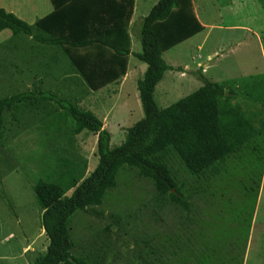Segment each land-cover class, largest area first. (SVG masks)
Instances as JSON below:
<instances>
[{
	"label": "rangeland",
	"instance_id": "374dc122",
	"mask_svg": "<svg viewBox=\"0 0 264 264\" xmlns=\"http://www.w3.org/2000/svg\"><path fill=\"white\" fill-rule=\"evenodd\" d=\"M136 1L134 21L156 0ZM189 2L190 10L204 24L244 25L252 28L254 35L245 30L211 28L206 35L197 33L164 50V61L187 62L184 74L189 75L171 76L165 70L153 90L157 107L195 90L202 82L192 72L200 71L212 81L218 75L224 89L234 91V97L220 99L219 104L237 103L245 114L252 115L255 127L264 126V98L262 102L253 99L248 91L251 83L261 86L264 75L233 77L239 63L264 72V0ZM129 31L133 37L131 53L139 52V41ZM198 42L200 50L196 49ZM44 49L50 52L45 55L55 53V66H49L47 56L39 63L33 60L40 61ZM77 50L74 53L81 55L90 51ZM220 51L221 57L216 59ZM200 56L207 58H195ZM197 60L200 62L194 66ZM45 67L55 68L57 82L46 77L41 80L43 72H51ZM144 68L145 64L131 54L125 79L88 91L58 46L17 34L0 41V96L28 89L75 99L78 106L101 120L110 133V145L115 146L121 142L124 129L142 116L135 81ZM69 127L67 114L52 100H26L14 110L2 111L0 264H32L45 251L47 238L38 222L30 176L50 174L61 157L84 162V176L96 164L94 133L82 130L71 136ZM164 160L186 198V208L158 194L152 180L139 176L135 168L123 165L114 187L105 191L99 205L76 210L67 219L70 253L92 264H264V128L222 162L198 174L189 173L171 150L164 154ZM69 193L67 190L65 195Z\"/></svg>",
	"mask_w": 264,
	"mask_h": 264
},
{
	"label": "trees",
	"instance_id": "16d2710c",
	"mask_svg": "<svg viewBox=\"0 0 264 264\" xmlns=\"http://www.w3.org/2000/svg\"><path fill=\"white\" fill-rule=\"evenodd\" d=\"M50 1L53 11L31 24L0 7V31L7 28L11 35L24 34L38 43L58 46L89 89L95 90L123 75L131 53L127 25L133 0H125L124 18L119 14L115 21L94 23L70 16L73 0ZM88 25L93 27L90 33L77 30ZM201 28L189 0H156L145 15L132 23L130 30L137 37L140 50L131 54L145 64L135 81L142 116L124 129L121 142L115 146L110 145V133L101 120L75 100L46 90L28 89L0 96V129L4 109L14 110L26 100L47 99L67 114L71 136L82 130L96 136L97 161L86 176L84 162L80 164L68 157L59 158L50 174L30 176L38 222L47 238L44 253L32 264H92L70 253L67 219L76 210L99 205L105 191L114 187L121 166L135 168L139 176L152 180L158 194L186 208V198L171 176L164 154L173 151L189 173L198 174L222 162L264 128L255 127L252 115L245 114L239 104H219L220 99L234 97V91L225 90L221 83L208 80L200 71L192 72L201 79L198 88L163 108L157 107L154 87L165 70L173 69L162 58V51ZM75 33L88 35L79 37ZM90 45L95 51L74 53ZM248 91L253 99L262 102L264 81L261 86L249 84ZM67 190L70 193L65 195Z\"/></svg>",
	"mask_w": 264,
	"mask_h": 264
},
{
	"label": "crops",
	"instance_id": "0c3cea01",
	"mask_svg": "<svg viewBox=\"0 0 264 264\" xmlns=\"http://www.w3.org/2000/svg\"><path fill=\"white\" fill-rule=\"evenodd\" d=\"M0 7H2L5 11L12 12L16 17H18L19 19H21V20H23V21H25V22H27L29 24L33 23L36 19H40V18L48 15L50 12L53 11V5H52L50 0H0ZM125 7H126V1L125 0H73V13L70 12V16L76 17L79 20L80 19L81 20H86L87 23H94L96 21H115V20H117V17H118L119 14H121L122 17L124 18V9H125ZM136 8H137V1L133 0L132 7H131V10L129 12L128 25H127L128 40H129V50L130 51H132L131 45H132V42H133V37H132L129 29H130V26L133 23L134 18L136 16V14H135L136 13ZM194 15H195V17L197 18L198 22L201 24V27H202L195 34L204 32L203 34L206 35V33L211 28H218V29L222 28V29H225V30H245L246 32H250L251 34L254 35L253 29L248 27V26L235 25V24H232V23L231 24H210V25H207V24H204L202 21H200L198 19V16L195 13H194ZM77 30H82V31H79V33L80 32L84 33L85 31L89 32V31L93 30V27L91 25H88L85 28L83 26H81ZM79 33H76L79 37L88 35V34H79ZM195 34H193V35H195ZM193 35H191L188 38H185V39L181 40L180 42H178L175 45H178L181 42H183V41H185L187 39H190ZM7 36H14V35H11V32H10L9 29H7V28L2 29L0 31V41L4 40V38H6ZM85 38H87V37H85ZM203 39H204V36H202V40ZM261 44L262 43L258 44L260 51H262V45ZM173 46H171V47H173ZM231 46L232 45H229V47H231ZM200 47H201V42H198V44L196 46V49L200 50ZM86 49L90 50V51H95L94 47L91 46V45L86 47ZM45 50L46 49H44L42 51V55H41L40 61H39V58H37V59L33 58V60H37V62H35V63H39V62L43 61V56H47V60L49 62V66H55L56 63L54 61H52L54 59L55 53H53V54L51 53V55L50 54L45 55L46 53H50V52H47ZM162 53H163V51H162ZM213 54H214V51L211 53L210 56H212ZM220 54H221V51L219 52V54L217 56H215L216 59L218 58V56L221 57ZM130 55L131 54H129L127 56L128 58H127V64H126L125 72H124L123 75H121L120 77H118L116 79L117 81H119V80L122 81L123 79L126 78L127 71H128V60H129ZM210 56H209V58H210ZM205 57L202 58L200 56V57H195V58H197L198 60L201 61V60H205ZM198 60L196 61V63H194V66H197V64H199L200 61L198 62ZM262 60H263V69H264V53H263V56H262ZM24 61H25V63L27 65H30L29 61H27V60H24ZM191 64L193 65V63H191ZM168 65L173 67V69H168L171 72V76H175V75H179V76L189 75V74H186V73L184 74V71L187 72V70H188L187 62L173 63V64H168ZM177 68H179V70H176ZM28 69H29V67H28ZM45 69L46 70H51V72L50 73H44L43 72L41 74V76H40L41 80L42 79L44 80V77H46V79H48L49 81L57 82L55 80V78L57 76L55 68L49 69L48 67H45ZM236 69L238 71V74L234 75L233 77H237V78H245V77H248V76L253 75V74L264 75V72H262L263 70H261V72H257L256 70L254 71L246 63H244L243 65L241 63H239L238 65H236ZM226 75H230V74H226ZM217 78H218V75L214 76V81L220 82L221 81L220 78H218V80H217ZM69 87L73 88V84H70ZM87 89H88V91L94 92L95 90H98L99 88L95 89V90L89 89V88H87ZM72 100H75V99H72ZM263 177H264V168H263V174L261 176V179Z\"/></svg>",
	"mask_w": 264,
	"mask_h": 264
}]
</instances>
